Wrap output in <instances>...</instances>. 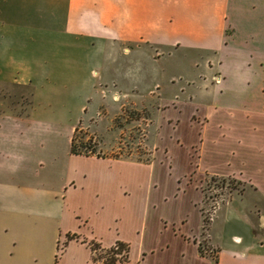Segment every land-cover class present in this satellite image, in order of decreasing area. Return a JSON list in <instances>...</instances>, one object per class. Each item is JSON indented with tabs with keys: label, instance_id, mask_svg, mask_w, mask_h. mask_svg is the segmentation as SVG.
<instances>
[{
	"label": "crops",
	"instance_id": "0c3cea01",
	"mask_svg": "<svg viewBox=\"0 0 264 264\" xmlns=\"http://www.w3.org/2000/svg\"><path fill=\"white\" fill-rule=\"evenodd\" d=\"M93 45L102 48L100 62L109 47L131 54L132 73L139 72L140 55L194 52L205 58L206 76L184 98L175 92L161 98L157 128H164V138L154 145L167 152L155 149L153 162L73 154L74 124L0 110V264L17 243L20 264L31 222L54 237L56 253L62 235L54 264H93L90 240L104 247L123 241L129 245L126 264H150L151 256L170 251L174 239L180 249L172 264H264V0H0V85L27 86L35 98L39 81L57 69L61 49L69 57L76 47ZM60 129L66 142L58 149ZM118 165L152 175L136 203L119 184ZM191 173L230 177L243 187L216 210L226 208L224 216L241 230L226 241L215 236L211 222L213 257L201 255L194 240L201 231L200 192L191 183L177 190V177ZM107 202L151 214L150 233L159 226L169 242L134 251L118 224L105 240L92 235L80 210L91 206L99 213ZM161 205L170 210L156 217Z\"/></svg>",
	"mask_w": 264,
	"mask_h": 264
},
{
	"label": "rangeland",
	"instance_id": "374dc122",
	"mask_svg": "<svg viewBox=\"0 0 264 264\" xmlns=\"http://www.w3.org/2000/svg\"><path fill=\"white\" fill-rule=\"evenodd\" d=\"M98 46L76 47L69 57H66L68 55L66 49H61V55L56 59L58 61L53 63V68L57 69L48 75V78L39 81L40 87L35 98L27 86L0 85V110L9 111L17 116L32 112L38 119L74 124V132L77 129L76 143L80 141L89 143L101 156L153 162L155 149L167 152V148L154 145L157 138H164V128H157L159 117L163 116L162 110L165 108L161 98L170 96V92H175L179 98H184L187 93L196 92L206 76L205 58L202 59L200 54L184 50L168 53L159 49L154 58L143 59L140 55L139 72L132 73L136 63H133L131 54L120 47L117 49L109 47L107 57L100 62L102 48ZM72 56L75 59L74 63ZM152 89L153 91H150ZM82 104L86 105L81 108ZM65 142L66 131L63 130L56 147H63ZM172 151L177 155L175 149ZM192 162L194 164L195 161ZM118 168L123 179L119 184H124L130 189L132 200L130 202L136 203L139 195L146 190L149 181L147 179L151 174L141 167L138 171L130 165H118ZM190 183L200 192L201 199L198 204L201 218L204 219L201 231L199 235L194 236V240L200 245L201 255L213 257L215 248L209 242L208 235L211 222H214L212 232L215 236L226 241H229L230 233L241 230L238 222L228 220L230 218L228 213L224 216L226 208L218 212L216 210L230 198L237 199L242 194L243 187L230 177L208 175L197 177L191 173L177 177V190ZM106 204L99 213H95L91 206L80 210L88 216L89 232L92 235L105 240L113 234L114 224H118L119 230L132 239L134 251L138 245L155 246L170 240L171 235H161L165 232L161 231L159 226L154 233L156 235L150 233L151 214L135 213L136 210L133 213L134 207L131 206L126 210L115 204L111 205L112 203ZM155 210L158 217L169 211L170 207L161 205ZM144 226L147 227L146 234L139 235L142 234ZM44 233V229H40V224L33 222L28 224L27 235L20 246L23 249L20 264L55 263L54 255L59 257L58 253L64 248L62 235L59 236L56 253L54 237ZM17 244L10 245L11 250L5 264H16L19 248ZM169 248L168 253L160 251L159 254L151 256L150 264H172L180 249L175 239ZM80 256L83 259V253Z\"/></svg>",
	"mask_w": 264,
	"mask_h": 264
},
{
	"label": "trees",
	"instance_id": "16d2710c",
	"mask_svg": "<svg viewBox=\"0 0 264 264\" xmlns=\"http://www.w3.org/2000/svg\"><path fill=\"white\" fill-rule=\"evenodd\" d=\"M77 129L73 133L71 139L70 152L73 154H96L92 146L84 141L76 143ZM202 222L204 219L201 220ZM74 235L67 234V239L75 238ZM65 244V242H64ZM88 245L91 249V259L93 264H126L128 262L129 245L123 241L116 240L110 246L104 247L100 242L96 240L88 241ZM200 251V245H198ZM201 252V251H200Z\"/></svg>",
	"mask_w": 264,
	"mask_h": 264
},
{
	"label": "built area",
	"instance_id": "2783aa9c",
	"mask_svg": "<svg viewBox=\"0 0 264 264\" xmlns=\"http://www.w3.org/2000/svg\"><path fill=\"white\" fill-rule=\"evenodd\" d=\"M199 242V241H198Z\"/></svg>",
	"mask_w": 264,
	"mask_h": 264
}]
</instances>
